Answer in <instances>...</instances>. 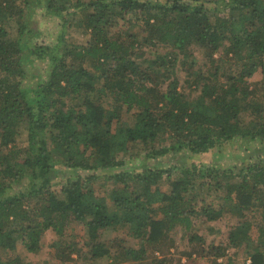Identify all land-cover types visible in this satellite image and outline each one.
I'll return each instance as SVG.
<instances>
[{"label": "trees", "instance_id": "obj_1", "mask_svg": "<svg viewBox=\"0 0 264 264\" xmlns=\"http://www.w3.org/2000/svg\"><path fill=\"white\" fill-rule=\"evenodd\" d=\"M37 7L60 19L56 42L30 45ZM38 61L46 78L30 86ZM258 71L264 0H0V264H31L19 246L39 254L49 233L63 264H181L156 256L166 241L264 264ZM239 141V166L203 163ZM224 218L236 222L213 244L195 231Z\"/></svg>", "mask_w": 264, "mask_h": 264}, {"label": "rangeland", "instance_id": "obj_2", "mask_svg": "<svg viewBox=\"0 0 264 264\" xmlns=\"http://www.w3.org/2000/svg\"><path fill=\"white\" fill-rule=\"evenodd\" d=\"M61 25H60V19H55L52 17H48L45 15V11L40 8L37 7L36 11L34 13V21H33V25L32 28L35 30L36 34H34L33 37H31L30 40V45L33 46L37 43H41V44H50L53 43L54 41L56 42V39L58 38V34L59 31L61 30ZM67 32H68V36L69 38L77 43H85L88 40V37L86 35H81L79 33H77L75 31V28L73 26L68 25L66 27ZM62 47V45H61ZM199 56V62H203V57H201V54L198 53ZM29 73H28V78L26 81H29L27 83H29V85H37L38 82L42 81L43 79L46 78V70H47V62H43V61H38L35 62L33 65L28 66L27 67ZM181 77L184 79L185 76L181 75ZM263 75L261 73V71H258L248 82L250 84V86L256 87L257 84H260L261 81L263 80ZM25 81V82H26ZM245 145L243 144V142H234L233 144L228 146V152L230 154V157H225V158H217L215 159V157L213 155L209 156V157H204L203 163L207 164V165H220L224 168H229V167H234V166H239L240 160H238L237 158L239 156H243L245 154ZM134 152H136V150L131 149L130 150V154L127 156L132 155ZM127 162H129V164L131 165H135V164H140V162H143L142 157L141 156H137L134 159H131L129 157H127ZM168 167V165L166 166V168ZM165 168V167H164ZM98 188V187H97ZM59 189V188H57ZM101 194H104V191L101 190L100 191ZM103 196V195H102ZM249 218L254 217V215H248ZM200 221H202L200 223ZM253 221V233L252 235L254 236V238L257 237V225H259L261 223V220L259 217H255L252 219ZM235 220H230L229 218H224L223 220H218L215 222H205L204 219L199 220V223H196L195 225V231L199 232V233H203L206 236V239L208 240V243H215L220 239H223L224 237L227 236V234L230 231V228L232 226V224H235ZM81 231V227H78V234L80 236L83 237V232L80 233ZM212 233H215V235L212 236ZM116 235L115 234H111V235H107V237H105L104 239L109 241L111 239H114ZM213 237V238H209ZM223 236V237H222ZM46 240H45V245L43 246V249L41 251V253L36 254V255H31V254H27L24 253L22 250V247L19 246L17 253H21L23 255V258L26 259V261L28 263L31 264H63L60 263L59 259H57V252L56 249L52 247V244L54 243V236L53 234H48V236H46ZM181 237V232L179 230L174 231V233L172 234V239L174 242L178 243ZM170 241H166L163 245L162 252L159 255L156 256H163L164 254H172L171 256H176V260H179V262L181 264H210V262L207 259H202L200 258L198 255H196V252L193 251H200L201 249L199 248H195L192 247L190 245L187 244V241L184 240V242H182V248H190V251L196 254H193L191 257H187L184 255H177V253H179L180 250V246L181 242H179L177 245V250L174 249V251H170L171 248H167L170 243ZM190 246V247H189ZM177 251V253H176ZM153 250L151 249L149 251V255L152 256L153 255ZM239 253V252H238ZM14 255V254H12ZM10 255V256H12ZM228 255H230L234 262L231 264H243V262H245L246 260V255L243 252H240L238 254V256H234L233 255V251H229ZM74 261L73 262H69V263H64V264H81V263H77L76 260V255L74 254ZM211 259V258H210ZM212 260V259H211ZM217 262H222L223 264H227V257L224 258H220L217 260ZM86 264H103V261L101 262H90L87 261Z\"/></svg>", "mask_w": 264, "mask_h": 264}]
</instances>
